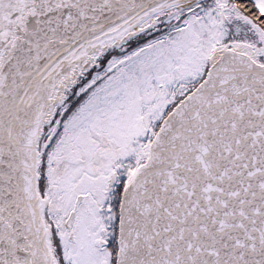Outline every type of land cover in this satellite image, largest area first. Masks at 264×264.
<instances>
[{
  "label": "snow or ice",
  "instance_id": "6c2138e0",
  "mask_svg": "<svg viewBox=\"0 0 264 264\" xmlns=\"http://www.w3.org/2000/svg\"><path fill=\"white\" fill-rule=\"evenodd\" d=\"M0 264H264V0H0Z\"/></svg>",
  "mask_w": 264,
  "mask_h": 264
}]
</instances>
